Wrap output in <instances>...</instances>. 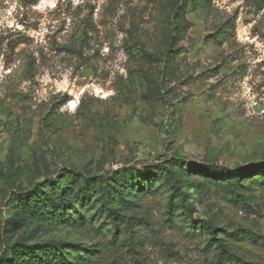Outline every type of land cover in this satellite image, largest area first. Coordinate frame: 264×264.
I'll list each match as a JSON object with an SVG mask.
<instances>
[{
    "label": "rangeland",
    "instance_id": "obj_1",
    "mask_svg": "<svg viewBox=\"0 0 264 264\" xmlns=\"http://www.w3.org/2000/svg\"><path fill=\"white\" fill-rule=\"evenodd\" d=\"M263 162L264 0H0L2 263L264 264V174L192 168ZM120 171L114 217L72 184L30 206Z\"/></svg>",
    "mask_w": 264,
    "mask_h": 264
},
{
    "label": "trees",
    "instance_id": "obj_2",
    "mask_svg": "<svg viewBox=\"0 0 264 264\" xmlns=\"http://www.w3.org/2000/svg\"><path fill=\"white\" fill-rule=\"evenodd\" d=\"M171 51V49H169ZM152 170H154L155 166H150ZM180 170H182V167L179 166ZM194 171L202 172L203 174H217L219 176L226 178H233V179H240V178H248L253 175H258L260 173L264 174V162L259 163L256 165H247L241 168H232V169H226V168H216L215 166H192ZM120 171L118 174L114 176H88L85 179H83L82 182H79V178L76 176V174L71 176H65L61 180L57 179V181L53 184V186H50L47 188V186H43L38 188V190H35L33 192V197L30 200V206L33 209L43 210V209H49V213L52 216V218L59 217L63 213V209L61 204V201H63L66 191L69 190L71 187L70 185H76L77 186V193L79 195H85L89 193V191H99L103 196H105L104 200V207L108 210V212L112 215V217L115 216L114 214V208L112 205V202L110 201L111 195L113 193H117V186L118 185L117 180L120 179ZM172 175V179L174 182V187L176 184L178 185H185L187 179L185 178H179L177 175H174L172 171L169 172ZM71 177V180H69ZM137 187H139V184H136ZM192 187H195L194 185ZM18 197V196H17ZM20 199L17 198V201ZM186 211L188 213L191 212L189 205L185 206ZM191 216V213L189 214ZM63 219V218H62ZM55 244L52 243H40V244H28V245H17L12 249V256L7 257L5 259L11 260V264H21L22 259L24 260H30V261H38L40 259L41 254H45L48 257L54 258L52 252L54 254L60 255L59 250H56L57 248H54ZM4 258V257H3ZM2 256H0V261L3 260ZM41 264H44V261L40 262ZM2 263V261L0 262ZM243 264H248L243 262Z\"/></svg>",
    "mask_w": 264,
    "mask_h": 264
}]
</instances>
